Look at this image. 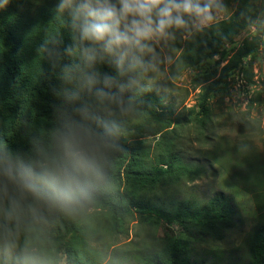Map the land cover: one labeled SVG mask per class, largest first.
<instances>
[{
	"label": "rangeland",
	"instance_id": "374dc122",
	"mask_svg": "<svg viewBox=\"0 0 264 264\" xmlns=\"http://www.w3.org/2000/svg\"><path fill=\"white\" fill-rule=\"evenodd\" d=\"M175 2L179 4L183 0ZM214 2L220 7L213 9L210 22L202 23L194 14L182 10L172 11L174 18L179 14L187 23L192 22L194 28L229 18L237 10L251 19L213 56H201L197 64L185 68L177 61L179 52L171 47V36L164 31L156 32L153 23L152 45L141 67L127 78H118L116 83L110 84L113 95L116 92L139 95L150 105L135 112L128 98L106 102L97 99L92 111L102 116L99 131L48 126L46 134L54 140L35 153L13 157L10 166L17 169L19 163L30 164L35 170L31 188L20 174L0 166V196L6 201V206L5 201L0 205V226L6 223L15 226L0 235V244L27 243L32 252L47 254L48 264H69L66 251L70 249L78 251L92 264L102 260L105 263L112 256L117 264H140L139 254L149 250L160 252L169 239L178 238L190 240L199 264L247 260L246 240L258 222L264 197V46L262 44L255 53H245L253 49L256 41L264 43V0ZM191 3L204 5L198 0ZM133 19L141 21L139 16L129 15L121 22L120 30L123 32L124 24L131 27ZM71 34L77 46L81 34ZM128 35L131 38L134 34ZM121 49L125 53L126 48ZM71 50L74 52V48ZM134 53L132 48L130 54ZM225 67H230L226 79L222 77ZM213 83L215 90L203 101L206 87ZM77 86L74 83L71 87L75 91ZM119 112L130 120L127 133L111 120ZM174 130L178 133L176 143L181 153L200 161L204 174L193 182L186 178L175 182L177 179L172 173H165L160 186L155 188L157 195L167 205L171 199L177 202L209 199L217 192L232 195L239 216L236 226L227 231L222 240L193 237L186 222L169 214L160 218L132 208L125 221L119 223L93 203L65 209L49 200H41L40 181L49 174L56 177L58 172L67 170L76 155L94 151L108 156L114 144L132 142H141L142 148L147 149L164 135L174 139L171 134ZM148 160L157 166L156 158L151 156ZM123 185L115 182L114 189L122 192ZM38 229L51 230L57 240L37 246ZM83 235H87V241L83 240ZM26 264L32 263L27 260Z\"/></svg>",
	"mask_w": 264,
	"mask_h": 264
},
{
	"label": "trees",
	"instance_id": "16d2710c",
	"mask_svg": "<svg viewBox=\"0 0 264 264\" xmlns=\"http://www.w3.org/2000/svg\"><path fill=\"white\" fill-rule=\"evenodd\" d=\"M83 2L0 0V166L8 169L13 165V157L35 153L53 141L46 134L47 127L53 124L86 132L98 130L103 125L102 116L92 111L97 99L106 102L128 98L133 102L135 112L150 105L139 95L120 92L113 95L110 84L116 83L118 78H127L141 67H131L132 56L142 64L151 48V38L142 39L140 47H134L135 53L127 56L115 45L109 51L106 40L98 43L83 39L85 20L91 22V18L84 12L74 18L76 8ZM109 2L119 11V0ZM62 3H66L63 9ZM152 20L158 28L155 10ZM250 21L237 10L231 17L207 27L194 28L192 22L185 21L184 26L173 24L163 31L171 36V47L179 52L177 61L186 68L197 64L201 56H213ZM72 32L81 34L77 46L71 39ZM262 44L264 46L261 41H256L245 55L255 53ZM229 70L230 67H225L222 77L226 79ZM74 83L78 85L75 91L71 87ZM215 85L206 87L203 101L215 90ZM111 120L123 132H129L130 120L122 112ZM171 134L174 139L164 135L147 149L142 148L141 142H132L129 145L114 144L108 156L94 151L80 153L73 160L69 159L71 163L67 170L58 172L56 177L49 174L40 181V198L65 209L93 203L119 223L124 222L133 209L160 218L169 214L186 222L193 237L222 240L226 232L236 226L239 216L232 195L217 192L209 199L178 202L171 199L169 205L157 195L155 188L160 186L165 173H172L177 179L175 182L182 178L193 182L204 174L200 161L181 153L176 143V130ZM151 156L157 160L155 167L148 160ZM10 169L20 174L28 187L34 186L35 170L29 163H19L17 169L13 166ZM115 182L124 184L122 192L114 189ZM154 197L157 200L154 201ZM4 201L0 196V205ZM261 201L258 222L246 240L247 260L227 264H264V197ZM13 229L15 226L11 223L2 224L0 235ZM50 231L38 229L37 246L53 244L57 240ZM82 238L87 241V235ZM30 247L27 243L0 244V264H26L27 260L32 264L50 263L47 254L32 252ZM73 250L66 251L67 263L92 264ZM139 260L140 264H199L190 240L178 238L169 239L160 252L149 250L139 254ZM103 261L93 264H117L113 256L107 262Z\"/></svg>",
	"mask_w": 264,
	"mask_h": 264
},
{
	"label": "clouds",
	"instance_id": "9594fccd",
	"mask_svg": "<svg viewBox=\"0 0 264 264\" xmlns=\"http://www.w3.org/2000/svg\"><path fill=\"white\" fill-rule=\"evenodd\" d=\"M120 8H117L109 0H84L76 8L74 18L79 13L84 12L87 18L82 31V38L93 40L95 42H108V50L112 46L125 47V56L129 55L132 48L140 47L142 39H148L153 33L152 13L155 10L159 19V27L156 32H163L166 26L175 24L177 27L185 25V21L178 14L175 19L172 18V11H183L189 15H195L201 22H210L213 19V9L219 8V4L214 0H207L203 7L200 4H193L191 0H183L182 3H176L175 0H119ZM66 3L61 4L63 9ZM129 15L139 16L141 21L132 20V26L124 24L123 32L120 30L121 22L125 21ZM134 35L130 38L128 33ZM141 61L132 56L131 67L137 68Z\"/></svg>",
	"mask_w": 264,
	"mask_h": 264
}]
</instances>
